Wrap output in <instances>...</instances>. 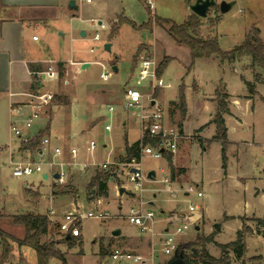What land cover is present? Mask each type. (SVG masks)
Returning a JSON list of instances; mask_svg holds the SVG:
<instances>
[{
  "label": "rangeland",
  "instance_id": "rangeland-1",
  "mask_svg": "<svg viewBox=\"0 0 264 264\" xmlns=\"http://www.w3.org/2000/svg\"><path fill=\"white\" fill-rule=\"evenodd\" d=\"M74 1L77 4L74 12L79 16L75 29H71L72 21L69 17L61 22L54 19L50 23L53 30L49 34V46L52 53L60 55V58L89 60L90 65L84 69L81 65H76L75 79H72L65 66L63 71L58 68L59 77L53 100L63 104L72 101L74 95L78 94L77 98H80L85 108H71L69 111L56 109L49 133L52 138H63L65 143H70L69 136L77 138L75 144L78 154L69 165L64 162L63 167L60 156L48 154V159L43 162V172L16 177L13 175L14 164L9 160L8 150L16 151L20 141L22 144L26 142L12 131L11 126L9 130L0 117V231L21 240L26 235V229L15 223L14 216L45 214L50 220L49 233L41 236V242L56 241L55 247L64 253L66 264H115L110 257L114 247L140 253L147 259L145 264H167L175 253L165 255L163 252L165 229L174 232L179 225H187L183 233L176 235V241L181 246L179 252L194 259L193 254L196 255L200 247L198 239L209 235L207 232L213 230L210 234L215 235V241L207 243L206 247L211 255L220 257L219 244L229 243L236 238L241 223L238 215L255 213L264 218V198L261 194H255L257 188H264V71L251 66V55H244L234 62H222L218 56L197 58L191 66L189 47L170 36L166 26L157 25L146 31L136 30L129 23L117 27L119 17L134 21L137 25L147 24L155 16L172 20L178 25L184 24L196 15L191 10V5L196 0H150L152 5L148 0ZM215 1L216 4L209 9L207 17L198 16L201 38H217L223 51H231L246 39L252 28L257 27L264 40V0ZM223 2L231 5L226 12L221 10ZM99 21L102 22L100 26ZM93 23L97 27L92 26ZM114 29L116 33L112 34ZM97 32L100 39H95ZM43 33L44 30L40 27L34 35L43 39ZM61 33L65 35L61 36ZM107 43H111L110 50L105 48ZM139 44L144 49L138 53ZM148 56L155 57L158 64L165 60L168 62L165 74L162 73L166 80L162 75L161 77L165 82L171 83V87L148 90L147 82L138 83L139 62ZM114 67L117 69L114 70ZM187 70L191 71L188 75ZM103 73H109V77H101ZM257 73L262 78L261 82H256ZM182 78L185 79L190 111L191 123L187 128V105L185 114H182L179 104L172 106L169 103L177 98ZM194 78L200 85L199 94L195 93L193 87ZM245 78L254 83L258 90L253 101L243 97L247 93L251 94ZM67 79L69 83H65ZM49 85L54 87V83ZM64 87L67 92L62 91ZM127 88L150 93L154 100L159 98L163 89L164 97L160 103L158 101L157 106L145 99V112L152 113L160 107L166 120L170 121L169 124L180 125L184 134L185 129L189 133L193 126L204 124L216 112L218 93L221 95L229 91L232 94V112L241 122L233 116H227V123L232 128L229 137L233 141L228 143L226 150L227 176L223 168L222 143L216 142L204 151L198 141L191 145L182 143L183 134L180 133L178 164L190 168V171L188 168L184 174L177 171L174 182L166 183L164 179L170 178L168 159L146 154L142 165L144 189H137L130 182L120 155L127 144L137 142L141 136V109L126 108ZM43 91L52 93L46 89ZM110 107L114 109L112 112ZM40 118L41 116L35 120L31 128L24 129V134H30L31 139V135L41 127ZM107 124H110L111 130H106ZM20 126L24 128L23 124ZM82 130L86 131L81 133ZM214 132L215 125L212 124L203 136L211 138ZM200 135V131L194 129L190 140L196 141L195 138ZM90 141L96 143L93 151L87 150V143ZM212 141H207L209 146ZM32 152V157L24 160H18L14 154L10 157L13 162H41L42 158L35 151ZM51 158L56 163L53 168L47 163ZM106 162L119 164H110L107 169H103L101 165ZM84 163L90 165L87 170L82 168ZM55 168L63 170L65 182L53 179L52 170ZM152 170L156 172L154 180L147 177ZM98 172L109 173L111 176L107 181V192L102 196L98 194L97 187L90 192L87 189L89 180ZM44 173H49V178L44 179ZM53 182L57 183L54 188H58L54 197L51 191ZM25 183L28 188L34 186L40 190L39 202L26 199L25 194L30 189H26ZM121 188H124L123 193L120 192ZM199 192L201 195H198ZM190 204L194 206L193 210L189 209ZM141 209L144 213L154 212L153 231H143L129 221V215ZM69 212L84 215L79 225L80 236L73 240L74 245L71 247L68 243L59 242L65 234L60 231V223ZM89 212L107 213L108 216L90 217L87 216ZM255 219L251 215L243 217L245 225L251 229L256 225ZM217 224L221 225V231H217ZM115 230H120L121 234L114 236ZM10 241L11 253L4 264H37L35 249L19 245L12 239ZM246 243L247 253L243 260L248 264H264V237H257L256 233H252ZM1 254L0 237V256ZM49 264L63 262L54 257Z\"/></svg>",
  "mask_w": 264,
  "mask_h": 264
},
{
  "label": "crops",
  "instance_id": "crops-1",
  "mask_svg": "<svg viewBox=\"0 0 264 264\" xmlns=\"http://www.w3.org/2000/svg\"><path fill=\"white\" fill-rule=\"evenodd\" d=\"M71 1H74V0H1L2 8L0 10V112H1L0 117L3 119V123L4 122L6 123L5 126H8L9 130H10V123H11V118H12V111H11L12 105L14 104L21 105L23 107L24 116H22L21 118L25 117L31 112V107L27 105V103L29 102L27 93H30V92L42 93V92H45L43 90L46 89L48 91H52V93L55 94L54 88L56 87V81L59 75H57V77L55 78H50L48 75L45 74V72L49 71L50 69H53V70H56V72L58 73L59 72L58 68L62 67V71H63V67L65 66L66 70L70 71L69 73H71L70 75L72 76V79H75V73L77 70L74 67L78 64L82 65V63L84 62H90L89 60H75L73 58H70V60H67V59L60 58L59 57L60 55L52 53L51 47L49 46V41H50L49 34H51L50 32L53 30L52 25L50 23H52L54 19L61 22L63 20H66L67 17H69L70 21H72L70 24L71 29H75L76 27L75 24L78 21L79 16L74 12V9L77 8V4H76V1H74L75 5L72 7L70 5ZM101 23L102 22L99 21L98 25L100 26ZM61 26H59V28H61ZM92 26L97 27L95 26L94 23L92 24ZM40 27L42 30H44L43 39L37 38V36L34 35V32ZM77 28H78V25H77ZM64 35L65 34L61 33V36H64ZM192 70L193 68L191 69V71ZM191 71L187 70L186 75H188ZM244 81L249 82V80H247L246 78ZM51 83L52 84L54 83V87L52 86V88L49 85ZM65 83H69V80L67 79ZM181 84H184L186 88L184 78H182ZM193 87H194L195 93L199 94L200 85L198 84L196 78H194ZM148 90H150L149 87H148ZM62 91L67 92V88L66 87L62 88ZM64 94L66 95L67 93H64ZM257 94H258V90L256 88L255 94L249 95L247 93L243 97L247 99L248 101L249 100L253 101L254 96ZM228 95L229 96H228L227 101L229 104V112L224 114V119H225V123L227 127V142L230 144L231 142H233L232 140H230V137H229L230 131H232V128H230V126L227 123V116H233L235 119H237L240 122H241V119L232 112V108H231L232 94L229 93L228 91ZM77 96L78 94L74 95V98L72 99V101H68L66 103L63 102V104L56 102V100L55 101L52 100L50 106H48L47 109L45 110V113L41 115V118H40L41 127L39 128V130H37V133H34V135H31L32 138L34 139L36 135L43 132L42 139L43 138L50 139V149L51 150L54 149L55 147L61 148V155H60V157L62 158L61 164H65L64 162H67V165H69L71 163L70 161L75 160V158L77 157L78 149H77V154L75 157H73V155L71 154V149L72 148L76 149L77 147V145L75 144V142L77 141V138L73 136H69L68 138L70 139L69 140L70 143H67V142L65 143L63 138H61L62 140L58 137L52 138L49 133V130H50L53 117L56 113L55 112L56 109L57 111H61L60 109L69 111L71 108L72 109L73 108H76V109L85 108L83 107V103H81L80 98H77ZM185 96H186V93H185ZM163 97H164V92L162 89L160 91L159 98H155V100L153 99L154 104L158 105V101L160 103ZM169 103L172 106L178 104L179 103L178 96L176 99L170 100ZM206 103L214 105V103L212 102H206ZM186 105H187V111H188V117H189V120L185 122V123L188 122L186 124V128H187L188 125L191 123L190 111H189L188 103H187V97H186ZM215 106L217 110V105ZM215 113H212L210 115V118L208 119L209 121L207 120L204 124H199L197 126H193L192 128H190L189 133L185 129L186 133L184 134L182 131L183 128L180 125L176 126L179 129L180 133L184 135V136L182 135L181 137V142L188 143L189 145H191L198 141L201 147L204 148V151H207L216 142L222 143L220 140H214V137L217 134L216 124L212 122ZM66 123L67 125L69 124L68 119L66 120ZM212 124L215 125L214 134L212 135L211 138L204 137L203 136L204 132L207 129H209ZM194 129L199 130L201 135L195 138L196 141H191L190 137L192 136V131ZM85 131L86 130H82L81 133H84ZM210 140H213L212 141L213 143H211V145L209 146L207 141H210ZM88 144L89 142L87 143V146ZM128 145L129 144H127V146ZM126 148L120 154L122 157L126 153ZM42 149L43 147H42V140H41L38 150L35 151L37 153V156L40 157ZM177 150H178V147H177ZM177 150L175 152H166L164 153L162 157H166V154L170 153L172 155L174 165L178 167V169H181L180 172L184 174L187 171L188 167L178 164ZM8 153H9V160L11 159V161H13V159L10 157V155L12 154L17 156L18 160H24V159H28L31 156V154H33L34 152H32V150H29V149H24V145L20 141V143L18 144L17 150L12 151L11 149H9ZM176 154H177V157H176ZM227 161H228V157H227ZM223 168H224L225 175L227 176L228 164H226V167H224V164H223ZM59 170L60 169L58 168H55L52 170L53 179L56 180L55 174L60 173ZM188 170L190 171V168H188ZM44 174H48V178H49V173H44ZM169 180L170 182H174L175 180V174H173L171 170H170ZM63 181L65 182V175H64ZM51 185L53 186L51 191L53 194L52 196L54 197L56 193L58 192V188L57 187L54 188V186H56L57 183L53 182ZM24 186L26 187V189H30L31 191L40 192V190L34 186L28 188L29 186L27 183H25ZM74 194H77V192L76 193L74 192ZM255 194L257 195L261 194L264 198V188H257ZM250 215L255 216L256 218H261L255 213L246 214V215H238V218L240 219L241 223H240V228L236 232L237 235L239 231L243 230V227L245 225L243 217L250 216ZM167 229L168 228H166L165 231H167ZM252 230L254 231L246 232L244 234L245 243H246V239L252 233H256L257 237H264L262 234L259 233V231H262L263 228L257 222H256V225L254 226V229L252 228ZM217 231H221V225H220V229H217ZM211 232H207V234L211 235L210 234ZM214 238H215V235H214ZM209 243H212V242H209ZM221 253H222V250H221ZM246 253H247V243H246V250H245L244 257L240 261H244L243 259L245 258ZM230 255L234 260L235 257L232 251L230 252Z\"/></svg>",
  "mask_w": 264,
  "mask_h": 264
},
{
  "label": "trees",
  "instance_id": "trees-1",
  "mask_svg": "<svg viewBox=\"0 0 264 264\" xmlns=\"http://www.w3.org/2000/svg\"><path fill=\"white\" fill-rule=\"evenodd\" d=\"M2 8V2L0 0V10ZM200 18L197 15H193L189 18L188 22L184 24H176L172 20L164 19L161 17L155 16L150 20L147 24L137 25L134 21H131L124 17H119L117 27L123 23L131 24L136 30L146 31L152 30L154 27L162 26L167 27V31L170 36H172L176 41L181 44H184L189 47L191 56H192V65L197 58L203 57H211L218 56L222 62L229 61L234 62L244 55H251L253 68L259 67L264 71V40L261 37L260 29L254 27L251 29L246 39L239 45L235 46L231 51H223L219 45V41L217 38H209L203 39L199 35V27H200ZM116 33V29L113 30L112 34ZM144 49L143 45H139L137 48V52H141ZM61 65V64H60ZM168 62L162 61L159 64L157 69V74L160 77L164 70L166 69ZM62 69V67H60ZM256 82H261L262 78L259 73L256 74ZM246 86L249 88L251 95L256 93V87L254 83L245 81ZM219 92V91H218ZM228 93H223L219 95L218 93V101H217V110L214 115L212 122L216 124L217 134L214 137V140H220L222 142V158L224 162V167H226L227 161V127L224 119V114L229 112V104H228ZM179 105L178 107L182 111V114H185L186 111V96H185V85L181 84L179 87ZM43 137V132L39 133L31 139L28 143L23 144L24 149L37 151L39 145L41 143ZM147 143L155 144V141L148 139ZM141 141L133 143L132 145H128L126 148L125 156L121 157L123 161L128 160L132 157L140 156V145ZM166 153V151H164ZM166 158L168 159V164L171 172L176 174L177 171L180 172L181 169H177L172 161V155L170 153L166 154ZM109 173H96L90 180L87 188L88 191L93 188H98L99 195H105L107 189V181L110 178ZM41 197L40 192H34L28 190L26 192V199L28 201L39 202ZM14 221L16 224L25 226L26 235L23 239H14L9 235L4 234L0 231V237L2 241V254L0 256V264H4L11 253L12 249V241L17 242L19 245L30 246L36 251L37 255V264H49L51 258L57 257L62 260L63 264H66V258L64 253H62L59 249L55 247L56 241H48L41 242V236L49 233V225L50 220L45 214H22L14 216ZM258 224H260L263 228L262 231H259L260 234L264 236V219L256 218ZM252 229L246 225H244L243 230L238 232V235L234 241H231L226 244H219L222 253L220 257H215L209 253L206 248V244L209 242H214V235H208L205 237H200L198 239L199 249L197 254H193L194 259H190L189 256H184L186 264H248L245 261H240L245 254L246 243L244 241V234L246 232H250ZM78 236H72L70 239H66V235L59 242L68 243L71 247L74 245V239L78 238ZM181 249L179 245L178 250ZM234 253L235 261L230 255V252ZM253 259H258L254 257Z\"/></svg>",
  "mask_w": 264,
  "mask_h": 264
},
{
  "label": "built area",
  "instance_id": "built-area-1",
  "mask_svg": "<svg viewBox=\"0 0 264 264\" xmlns=\"http://www.w3.org/2000/svg\"><path fill=\"white\" fill-rule=\"evenodd\" d=\"M87 2H91V0H87ZM148 3L152 5V2L148 0ZM105 27V25H102ZM95 39H100L98 32L95 35ZM158 62L155 57H143L138 65V83L147 82L150 90H155L158 87H171V84L165 82L162 77H159L157 74ZM50 78L57 77L58 73L56 70L50 69L45 72ZM101 77L107 78L109 77V73L101 74ZM29 98L28 106L31 107V112L24 116V109L21 105H12V118H11V129L15 134L20 138L24 139L26 143L31 140L29 135L24 134V129H29L35 123L42 113L44 109L50 105L52 100L54 99V94L51 92H43V93H35L30 92L27 93ZM148 99L153 102L152 96L150 93H143L137 88H127L125 91V106L126 108H139L141 109V113H139V121L141 125V138H140V156H134L128 160L123 161L122 165L127 169V174L129 176L130 182H133L137 189L143 190V180L145 179V175L142 170L143 158L147 154L151 157L161 158L164 155V151L166 152H175L178 147V139L180 137L179 129L176 126H171L169 122L166 120L163 111L160 107L156 108L157 110L152 113L145 112L144 101ZM157 106L156 104H153ZM110 112L114 109L113 107L109 108ZM19 117V118H18ZM23 124L24 128L20 126ZM106 130H111L110 124L105 126ZM24 136V137H23ZM151 139L155 141V144L147 143L146 140ZM43 149L41 151L40 157L42 158L41 162H35L32 160L21 161V162H13L14 169L13 175L16 177L20 176H30L35 172H43V162L46 161L47 155L52 154L53 157H59L61 155V148L55 147L54 149H50V139L43 138L42 139ZM96 148V143L94 141H90L87 150L93 151ZM71 154L73 157L77 154V149L72 148ZM47 163L51 168L56 166V163L53 158L47 160ZM110 164H119L118 162L103 163L101 166L103 169H107ZM94 165V164H92ZM87 163L82 165L83 170L88 168ZM63 167V164H61ZM60 177L59 181L64 180L65 173L60 169L59 170ZM164 181L166 183L170 182L169 178H165ZM198 195H201L199 192ZM189 209L193 210L194 206L192 204L189 205ZM87 216L96 217V218H105L108 216L107 213H98L93 214L89 212ZM154 212L150 211L144 213L141 209L135 213L129 215V221L139 227L143 231H153V221H154ZM84 217L83 213L69 212L65 215L64 221L60 223V231L64 232V235L70 234L72 236L80 235V221ZM187 229V225L178 226L174 232H169V229L164 232L163 239V252L165 255H171L178 250L179 244L176 241V235L183 233L184 230ZM111 261L115 264H145L147 259H145L140 253L133 252L130 250H125L122 248L114 247L112 253L110 255Z\"/></svg>",
  "mask_w": 264,
  "mask_h": 264
},
{
  "label": "water",
  "instance_id": "water-1",
  "mask_svg": "<svg viewBox=\"0 0 264 264\" xmlns=\"http://www.w3.org/2000/svg\"><path fill=\"white\" fill-rule=\"evenodd\" d=\"M215 4H216V1H215V0H196L195 3H193V4L191 5V10H192L193 13L196 14L197 16L204 18V17H207V16H208L209 9H210L212 6H214ZM70 5L73 7V6L75 5L74 1H71ZM230 7H231V5H230L229 3H227V2H223V3L221 4V10H222L223 12L228 11V10L230 9ZM83 34H85V33L83 32ZM110 47H111V43H107V44L105 45V48H106L107 50H110ZM89 65H90L89 62H84V63H82V65H81L82 67H81V68L84 69V68L88 67ZM113 69L116 70L117 68L114 67ZM152 104H154V101H153ZM59 177H60V174H59V173L55 174V178H56V179H58ZM147 177H148L149 179H151V180H154L155 177H156V172H155L154 170L149 171L148 174H147ZM43 178H44V179H47V178H48V174H44V175H43ZM120 192L123 193V192H124V188H121V189H120ZM216 228H217V229H220V225L217 224V225H216ZM120 234H121V231H120V230H115V231L113 232V235H114V236H119ZM70 237H71V235H70V234H67L65 238L68 240V239H70ZM167 264H186V261H185V259H184V254H183V252H179V251L177 250V251L175 252L174 257L171 258V259L168 261Z\"/></svg>",
  "mask_w": 264,
  "mask_h": 264
}]
</instances>
